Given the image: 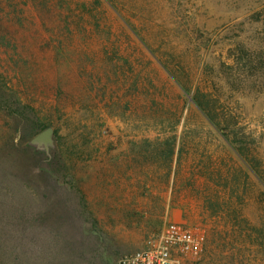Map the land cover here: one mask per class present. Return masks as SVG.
Masks as SVG:
<instances>
[{
  "label": "rangeland",
  "instance_id": "obj_1",
  "mask_svg": "<svg viewBox=\"0 0 264 264\" xmlns=\"http://www.w3.org/2000/svg\"><path fill=\"white\" fill-rule=\"evenodd\" d=\"M32 124L57 182L34 199L78 223L53 264H119L169 222L204 230L196 264H264V0H0V169Z\"/></svg>",
  "mask_w": 264,
  "mask_h": 264
},
{
  "label": "trees",
  "instance_id": "obj_2",
  "mask_svg": "<svg viewBox=\"0 0 264 264\" xmlns=\"http://www.w3.org/2000/svg\"><path fill=\"white\" fill-rule=\"evenodd\" d=\"M172 76L178 80L173 74ZM9 98L14 105V95ZM192 99L210 124L219 129L220 123L216 121L204 96L196 94ZM35 130L34 124L29 125L28 129L20 131L16 144H12L10 139L6 142L9 149L8 167L0 169V264H53L57 261L65 263L72 252L77 251V255L79 251L78 248L72 247H78V239L59 231L55 232V229L61 230L66 226L76 227L78 223L61 215L52 217L54 205L46 195L42 196L38 203L34 199L37 181L45 184L47 188H50L54 181L57 183L52 175L55 167L52 160H47L44 154H36L28 145L30 138L36 134ZM224 136L233 145V142ZM234 149L244 159L248 168L260 178L242 149ZM16 167L22 168L21 174L14 170ZM35 169L38 170L36 175L32 173Z\"/></svg>",
  "mask_w": 264,
  "mask_h": 264
},
{
  "label": "built area",
  "instance_id": "obj_3",
  "mask_svg": "<svg viewBox=\"0 0 264 264\" xmlns=\"http://www.w3.org/2000/svg\"><path fill=\"white\" fill-rule=\"evenodd\" d=\"M205 241L202 227L169 222L156 240L142 250L126 254L119 264H196Z\"/></svg>",
  "mask_w": 264,
  "mask_h": 264
},
{
  "label": "water",
  "instance_id": "obj_4",
  "mask_svg": "<svg viewBox=\"0 0 264 264\" xmlns=\"http://www.w3.org/2000/svg\"><path fill=\"white\" fill-rule=\"evenodd\" d=\"M29 147L35 151H41L47 160H51L50 151L54 148V131L52 127H47L31 138L28 142Z\"/></svg>",
  "mask_w": 264,
  "mask_h": 264
}]
</instances>
